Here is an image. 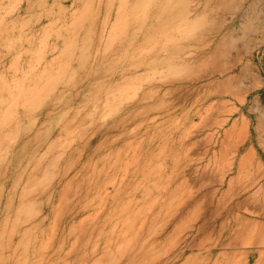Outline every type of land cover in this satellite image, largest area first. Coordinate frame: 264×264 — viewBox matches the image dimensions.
Here are the masks:
<instances>
[{
    "label": "rangeland",
    "instance_id": "rangeland-1",
    "mask_svg": "<svg viewBox=\"0 0 264 264\" xmlns=\"http://www.w3.org/2000/svg\"><path fill=\"white\" fill-rule=\"evenodd\" d=\"M187 3L0 0V264H264V0Z\"/></svg>",
    "mask_w": 264,
    "mask_h": 264
},
{
    "label": "bare ground",
    "instance_id": "bare-ground-1",
    "mask_svg": "<svg viewBox=\"0 0 264 264\" xmlns=\"http://www.w3.org/2000/svg\"><path fill=\"white\" fill-rule=\"evenodd\" d=\"M187 1L189 2V0H187ZM187 1H186L185 4H182V3L184 2V0H174V3H176V4H174V5H176V7L173 6V7H174V9H173L174 12H173V13L177 15L175 18L178 17V19H179V18H182V17H184V16L187 17V16L190 15V13H191L190 11H191V10H190V8L188 7V5L186 6V4H188ZM244 1H245V0H244ZM206 2H207V0H206ZM168 3H169V2H168ZM222 5H223V4H222ZM190 6H191V5H190ZM191 9H192V8H191ZM202 12H203V11H202ZM174 16H175V15H174ZM231 22H232V21H231ZM8 23H10V22H8ZM230 71H232V70H230ZM231 114H233V112H232ZM241 163H242V162H241ZM68 169H69V168H67V169L65 170L64 174L68 171ZM245 200H246V199H245ZM245 200H243V201H245ZM243 201H242V202H243ZM252 202H253V201H252ZM244 203H246V202H244ZM248 203H249V202H248ZM256 203H258V202H256ZM240 204H241V203H240ZM246 204H247V203H246ZM246 204H243V205H246ZM253 204H254V203H253ZM242 207H243V206H242ZM252 207H254V206H252ZM243 208H244V207H243ZM245 209H246V208H245ZM252 209H253V208H252ZM238 210H239V207H238ZM243 210H244V209H242V211H243ZM247 211H249V210H247ZM247 211H245V213H246ZM253 211H254V210H253ZM250 213H252V212H250ZM248 214H249V212H248ZM252 214H253V213H252ZM251 216H252V215H251ZM250 224H253V222L250 223ZM249 227H250V226H249ZM249 227H248V228H249ZM250 228H251V227H250ZM250 228L247 229V230H252V229H253V228H252V229H250ZM245 229H246V228H245ZM244 231H245V230H244ZM248 232H249V231H248ZM252 232H253V230H252ZM252 232H251V234H253V236H254L255 233H252ZM239 233H240V232H239ZM242 233H244V232H242ZM246 233H247V232H246ZM249 234H250V233H249ZM260 235H261V234H260ZM241 236H242V235H241ZM250 236H251V235H250ZM250 236L248 237V235H247V237H245V238H246V239H249V238L252 239L253 237L251 236V237H252V238H251ZM258 236H259V235H258ZM239 237H240V236H239V234H238V239H239ZM243 237H244V236H243ZM243 237H242V238H243ZM262 238H263V237H262ZM236 239H237V237H236ZM238 239H237V242H238ZM243 239H244V238H243ZM246 239H245V240H246ZM239 240H241V239H239ZM261 240H262V239H261ZM261 240H260V241H261ZM241 241H242V240H241ZM248 241H250V240H248ZM254 241H255V240H254ZM243 242H244V241H243ZM246 242H247V240H246ZM234 243H235V242H234ZM251 243H252V242L250 241V244H251ZM257 243H258V242H257ZM248 244H249V243H248ZM252 245H253V244H252ZM254 245H255V242H254ZM156 260H157V259H156Z\"/></svg>",
    "mask_w": 264,
    "mask_h": 264
}]
</instances>
